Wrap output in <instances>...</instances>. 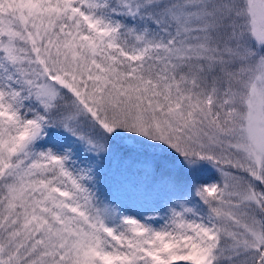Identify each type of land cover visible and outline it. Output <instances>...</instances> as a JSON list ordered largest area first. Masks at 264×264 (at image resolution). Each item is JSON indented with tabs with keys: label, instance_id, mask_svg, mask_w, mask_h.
I'll use <instances>...</instances> for the list:
<instances>
[{
	"label": "snow or ice",
	"instance_id": "6c2138e0",
	"mask_svg": "<svg viewBox=\"0 0 264 264\" xmlns=\"http://www.w3.org/2000/svg\"><path fill=\"white\" fill-rule=\"evenodd\" d=\"M0 264H264V0H0Z\"/></svg>",
	"mask_w": 264,
	"mask_h": 264
}]
</instances>
